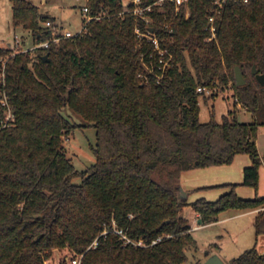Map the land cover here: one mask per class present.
<instances>
[{"label":"trees","instance_id":"16d2710c","mask_svg":"<svg viewBox=\"0 0 264 264\" xmlns=\"http://www.w3.org/2000/svg\"><path fill=\"white\" fill-rule=\"evenodd\" d=\"M10 1L14 25L30 32L34 45L54 38L44 27L54 17L30 0ZM215 1L190 0L188 17L184 6L176 11L166 2L165 13L156 6L146 24L120 15V0H86L91 14L107 10L110 17L88 23L83 36L15 55L0 47V99L6 95L14 116L2 127L0 103V264H45L65 249L71 257L83 255L81 264H185L186 251L198 249L181 216L186 207L202 226L228 211L260 209L254 226L264 235V198H240L237 184L203 188L229 190L214 202L180 196L183 173L231 165L238 155L252 162L242 186L259 185L264 87L252 70L264 73V0H222L216 39L209 40ZM137 27L153 29L174 56L161 79L140 77L146 74L142 53L148 62L152 47L145 40L138 50ZM237 67L244 86L236 84ZM198 87L217 93L208 98ZM226 89L232 109L221 123L213 116L201 123L200 98L208 103ZM242 112L253 121L242 122ZM85 126L96 131L95 163L79 172L64 144ZM115 228L146 247L125 244ZM211 248L219 246L211 244L207 257ZM229 264H264V255L252 248Z\"/></svg>","mask_w":264,"mask_h":264},{"label":"rangeland","instance_id":"374dc122","mask_svg":"<svg viewBox=\"0 0 264 264\" xmlns=\"http://www.w3.org/2000/svg\"><path fill=\"white\" fill-rule=\"evenodd\" d=\"M34 5L40 8L43 14H49L54 17L57 23L73 33H78L81 29L83 21L82 8L86 5V0H48V3H43V0H30ZM189 11V10H188ZM187 12V9H186ZM17 37L21 42L20 50H29L34 47L32 35L22 27H16L13 23V11L10 0H0V47H8V43ZM213 92H215L213 90ZM217 93V92H215ZM206 95V94H205ZM232 95L230 89L219 91L216 99H209L208 103L200 98V122L208 123L212 116L221 123L223 116L227 115L233 107V100L228 98ZM210 97V95H206ZM71 115L70 112H67ZM240 120L245 123L253 121V116L250 113L242 112L239 116ZM77 124L82 125L79 118L74 117ZM264 132V130H262ZM96 146V131L93 127L85 126L84 128L76 129L68 139L65 140L64 150L69 159L72 160L75 168L79 172H84L95 163V155L93 149ZM228 166H223L226 169ZM202 171V170H201ZM198 171L197 173H202ZM219 172H213L214 182H220L218 177ZM81 179H75L74 184H80ZM243 199V198H242ZM183 215V214H182ZM224 228V231H223ZM225 226H217L215 228H202L195 232L194 238L197 242L198 249H188L186 251L188 261L185 264H204L207 260L206 252L211 244H218L217 236H227ZM231 246V248H230ZM220 249V246H219ZM219 249L211 248V254H215ZM246 250V249H245ZM245 250L236 253L233 250V244L228 242L225 252L220 253V258L225 264H229L230 260L239 257ZM248 250V249H247ZM234 252V253H230ZM69 250L55 251L52 258L47 261V264H65L66 259L70 258Z\"/></svg>","mask_w":264,"mask_h":264},{"label":"crops","instance_id":"0c3cea01","mask_svg":"<svg viewBox=\"0 0 264 264\" xmlns=\"http://www.w3.org/2000/svg\"><path fill=\"white\" fill-rule=\"evenodd\" d=\"M43 3H48V0H43ZM262 130H264V128L259 130L256 141L259 154L262 158V164L259 169V185L257 190L242 186L243 171L246 167L250 166L252 162L249 156L238 155L233 164L227 165L228 167H226V169H219L223 168V166H219L207 169L191 170L183 173L180 186L182 197L188 199V203H192L198 199H205L207 201L214 202L222 195L226 194L229 190L203 188H210L224 184H237L239 186L236 189V193L240 198L253 199L256 196L264 198V132ZM198 171H201L202 173H197ZM215 171L219 172L218 177L222 176L220 180H216L220 182H214L213 180V172ZM198 189L203 190L197 191ZM260 211V209L245 212L228 211L221 214L216 223L206 226H202V224L198 223L199 217L194 213L191 207L184 208L181 212V216L190 222L193 236L196 231L202 228H215L222 225L226 227L225 233L227 236H221V234L217 236L220 249L215 254L218 256H220V253L225 252L228 242L233 244V250L235 252L237 251L236 253H240L243 249H246L245 251H247V249L250 250L255 248L261 255H264V235L257 236L254 226L256 217L259 215Z\"/></svg>","mask_w":264,"mask_h":264},{"label":"built area","instance_id":"2783aa9c","mask_svg":"<svg viewBox=\"0 0 264 264\" xmlns=\"http://www.w3.org/2000/svg\"><path fill=\"white\" fill-rule=\"evenodd\" d=\"M120 1L124 7V12H122L120 15H123L125 12L130 13L135 18L136 21L142 20L146 24L153 23V20L149 13H152L156 6L159 7V10L157 11L158 13H165L163 4L166 2L174 4L176 11H178L181 6H184L187 9L186 16L187 17L189 16L188 4L190 0H158L154 3H150L146 5L144 4L143 0H120ZM222 2H223L222 0L215 1V3L218 4V7L211 11L213 14L208 19L209 26L207 30L211 33V38L209 40L216 39L215 20H216V16L220 13ZM245 2H247V0H245ZM82 15H83V21L81 24V29L79 30L78 33H73L71 30L59 25L56 21H47L46 23H44V27L53 31L54 38L52 40H48L45 42H41L37 45H34V47L29 50L26 49L20 50L22 42L17 37H15L10 43H8V47L13 50V55L19 52L26 53L28 51H34L35 49H48L52 44L58 45L59 43H61L62 40H69L83 36V34L85 33V28L88 23L92 21L99 23L103 19L110 17L107 10H104L97 14H91L89 8L86 5L82 8ZM136 34L139 40L138 43L139 51H143L145 40L148 41L152 47L148 57V62L145 61V54L142 53V61L145 66L146 74H142L140 77L144 80H147L149 75H153L155 76V78L161 79L171 68L174 67V56L161 48L153 29L148 30L147 32H143L140 28L137 27ZM212 92L213 91L211 89H207L204 87H198L197 89L198 94L211 95ZM0 103L5 109V115H4V120L2 122V127H7L14 120V116L12 114L11 107L8 103L5 94L0 99ZM113 232L118 236H120V238L125 242V244H133L136 247H146V245L142 240L138 242H132L130 239L127 238V236L123 233V231H120L115 228ZM106 233L107 232H104L103 235H105ZM97 245L98 242L95 241L92 244L91 248H96ZM82 258L83 255L73 256L67 258L66 263L81 264ZM45 264H47V261L45 262Z\"/></svg>","mask_w":264,"mask_h":264},{"label":"water","instance_id":"95a60500","mask_svg":"<svg viewBox=\"0 0 264 264\" xmlns=\"http://www.w3.org/2000/svg\"><path fill=\"white\" fill-rule=\"evenodd\" d=\"M45 59H47V57H45ZM252 73L256 77V80L258 81V83L262 87H264V73L259 74L255 66L253 67ZM235 79H236L237 86H244L246 84V80L244 78L242 70L239 67L235 69ZM181 193L182 191L180 190V196L182 197ZM198 223L202 224L201 220H199ZM204 264H225V263L222 261L220 256L215 254V255L208 257Z\"/></svg>","mask_w":264,"mask_h":264}]
</instances>
